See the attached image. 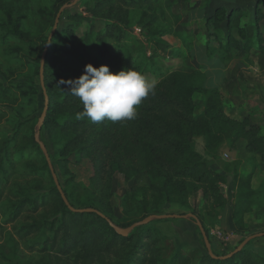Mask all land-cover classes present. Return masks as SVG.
Wrapping results in <instances>:
<instances>
[{
  "label": "trees",
  "instance_id": "trees-1",
  "mask_svg": "<svg viewBox=\"0 0 264 264\" xmlns=\"http://www.w3.org/2000/svg\"><path fill=\"white\" fill-rule=\"evenodd\" d=\"M72 1L58 0L57 4L39 11L38 18L27 26L22 20L6 26V37L18 42L13 45L15 49L12 50L11 61L27 65L30 72L34 70L38 82L32 78L16 85L0 82L3 116L13 130L11 138L0 139V194L6 192L10 195L9 209L12 216H9V222L15 227L14 239L9 237L11 235L7 236L3 248L17 252L21 244L28 252L48 250L51 255L44 264H193V257L181 252H175L168 262L162 263L164 236L144 225H136L123 236L116 232L106 218L95 212L70 210L54 182L44 152L35 141L37 120L24 115L23 111L38 103L39 91L43 94L39 66L48 40L45 30L52 27L60 6ZM161 1H77L81 3L82 10L68 14V23L63 29L71 45V49L65 52L66 59L60 62L50 58L55 36L51 37L45 55L43 81L48 108L39 135L41 138L42 131L46 130L49 144H44L47 151L51 145L59 155L65 152L80 154L83 151L93 159L102 156L105 163L110 160L109 164L116 161L119 165H133L130 171L137 162L138 167L147 169L153 179L162 175L160 184L152 182L149 186H141L138 194L125 195V205L135 203L134 208L143 213L142 218L159 213L160 205L167 201L186 205L190 196L198 190L203 193L204 206L214 215L219 208L229 203L222 190L227 177L213 166L215 151L224 138L233 139L238 132V125L226 114L225 98L221 91L204 87L205 76L200 68L168 71L154 61V57L160 55L156 48L147 54L150 44L154 43L155 47L159 45V36L177 34L169 24L164 29L153 27L156 17L148 18L150 7ZM212 18L215 23L224 20L227 24L232 22L231 15L222 6L215 10ZM97 20L103 21L104 26L96 30L93 24ZM3 25L0 21L1 28ZM135 28L138 33L134 31ZM237 29V34L246 38L244 28ZM57 32L58 27L55 35ZM143 39L147 40V46ZM248 41L249 38H246ZM134 42H143V46H136ZM110 43H113V48ZM245 47L249 48L248 45ZM161 59L164 60L162 56ZM89 63L94 67L107 65L113 73L133 68L144 75L150 74L157 82L155 95L143 100L134 120H105L99 123L87 118L77 120L76 114L83 110V106L78 98L70 94L69 85L60 84V81L78 78ZM195 93L204 97V114L200 116L194 115ZM26 128H30L29 133H25ZM195 135L205 137L207 156L194 149ZM28 149L34 150L35 154L27 153ZM49 156L54 169L52 156ZM98 166L101 167V164ZM43 171L48 172L50 180L46 190H42L41 184L36 182L42 179ZM27 176L35 179V195L30 191L19 192L21 184L17 178L25 179ZM233 177L236 179V172ZM62 190L71 205L76 207L67 191L64 188ZM254 193L256 191L250 189L248 181L239 178L238 188L233 194V215L236 218L247 209L246 204L250 202L248 196ZM187 214L180 215H185L187 220L195 223ZM135 222L116 225L126 228ZM236 223L242 224L241 218ZM205 232L208 234L207 230ZM144 237L148 242L141 241ZM251 241L224 260L211 257L205 249L200 252L195 264H258L256 255L246 251ZM71 250H75L72 259Z\"/></svg>",
  "mask_w": 264,
  "mask_h": 264
},
{
  "label": "rangeland",
  "instance_id": "rangeland-1",
  "mask_svg": "<svg viewBox=\"0 0 264 264\" xmlns=\"http://www.w3.org/2000/svg\"><path fill=\"white\" fill-rule=\"evenodd\" d=\"M252 1V0H251ZM254 1V0H253ZM58 0H30L28 2H23L22 0H0V21L4 27H0V82L1 83H10L16 85L19 82L27 81L29 78H32L34 82H38V77L36 73L28 70L27 65H20L18 62L11 61L12 50L15 49L13 45L18 42L11 40V38L6 37V26H10L11 24H16L19 20L24 25H29L33 20L38 18L39 11H43L51 4H57ZM169 4V5H166ZM226 4L224 0H162L157 5H152L150 7V12L148 14V18L154 19L153 27L159 28H167L169 24V20L173 22L174 15L170 12L171 10H181V13L185 14L188 8H198L204 12L203 19L201 21L206 23L207 18H211L215 12V10ZM228 6V5H227ZM82 10L81 3L76 2L74 6H70L69 9L64 10L60 16V20L58 23V32L52 35L54 37L55 43L54 47L51 51L50 58L51 60L64 61L66 59L65 52L71 49V45L66 39L63 29L68 23L67 16L70 13L79 12ZM249 13V11H247ZM256 17L251 18L252 22L256 25L249 31V34H253L254 38L260 44L259 47H254V54H259V57L264 61V0L257 1V9H256ZM8 14V15H7ZM208 16V17H207ZM247 17V16H246ZM241 19H245L241 18ZM240 19V21H242ZM177 21V20H176ZM179 21V20H178ZM185 22V21H184ZM178 22L175 23L174 28ZM180 22L178 27V31H182L183 25H186L188 29H194L190 25ZM241 23V22H240ZM198 24V22H197ZM207 24V23H206ZM208 31L210 35H215L213 38L210 37L209 34H205L201 37L200 42L203 43L206 38H211L210 43V51L219 53L221 55H227L226 52L222 50L224 48V44L220 42L223 40L226 33H231L229 24L227 21H222L219 23L209 22ZM215 25V26H214ZM235 28L240 27L239 22L234 24ZM53 26V25H52ZM104 26V22L101 20H97L94 22V29H100ZM52 27L49 26L45 30V35L50 34ZM83 29V28H82ZM259 29L260 31H258ZM134 31L138 33V29L135 28ZM256 31H258L256 33ZM236 34V29L232 31ZM232 34V33H231ZM47 36V37H48ZM207 36V37H206ZM231 36V35H230ZM143 38V36H141ZM213 41V42H212ZM40 42V41H39ZM144 44L147 40L143 39ZM143 42H134L136 46H143ZM244 42L243 40L241 41ZM209 43V42H207ZM221 43V47L219 44ZM218 45V48H217ZM110 46L113 48V43H110ZM147 46V45H146ZM215 46V47H214ZM157 49L159 45L156 46ZM155 47V48H156ZM154 48V49H155ZM235 52L231 51V53L240 55V50L235 48ZM201 48H198V52L200 53ZM149 52H153V49L148 46L147 54ZM209 52V51H208ZM193 60V59H192ZM154 61L159 65H163V60L160 55H156L154 57ZM196 61V59H195ZM36 64V61H34ZM191 63V62H190ZM193 61L191 64H195ZM174 66L172 69L179 68L180 65L171 63ZM191 70L194 68L193 66L189 67ZM188 70V68H186ZM169 71V70H168ZM145 76L149 80H153L150 74H145ZM44 106V96L41 91L38 93V103L34 106H30L23 111V114L26 116H32L35 118V121L41 115ZM3 102L0 101V139L11 138L13 135L12 127L9 126L3 116ZM36 122V123H37ZM30 128L25 129V133H29ZM41 141L43 143L49 144V139L47 138V131L43 130L41 133ZM48 154L52 156V161L54 164L55 174L57 176L58 182L61 188H64L68 195H70V200L76 207H96L101 210L105 215H107L114 224H126L131 221H140L142 220L143 213L135 209V203L129 202L128 205H125V195L127 193H135L138 194V189L141 186H149L152 182L156 184H160L163 176L160 175L157 178H152L151 175L147 172L145 168H139L137 162L135 168L132 169L134 172L130 171L133 165L129 164H117L116 161L113 164H109L110 160L107 163L104 162L102 156H96L93 159L91 156L85 155L82 151L80 154L73 153H63L59 155L55 152L53 146L49 145ZM27 153L35 154L28 149ZM50 157V156H49ZM51 160V159H50ZM101 164V167L98 165ZM135 164V163H134ZM121 168H124L122 170ZM131 172V173H129ZM226 183L222 184V190L227 197L232 193L231 188L227 187L228 182L231 181V178L226 176ZM18 182L21 184V188L19 192L30 191L32 194H36L37 190L34 189V180L27 176L25 179L19 177L17 178ZM38 184H41L42 190H46L48 186H50V180L48 177V172L43 171V177L41 180L36 181ZM25 188V189H24ZM235 193V192H234ZM233 193V194H234ZM10 195L6 192L0 194V264H13L16 262H21L22 264H44L48 262V259L51 254L46 250L44 252L41 251H32L28 252L21 244L19 240V244L21 247H18L17 252H11L9 248H3V243H5V239L9 236L11 239H14V230L15 227L11 222H9L10 215ZM235 197L233 196V199ZM253 201L255 202L254 196H252ZM229 199V197H228ZM235 201V199H234ZM234 204V202L232 203ZM217 212V211H216ZM215 212V213H216ZM181 213H193L196 215L197 219L202 222L205 230L208 231V239L210 242V246L212 250L217 252L220 255L227 254L231 252L236 246L240 243L239 241L244 239L246 236L262 231L260 226H257L254 221H251L248 226H245L243 223H234L231 227L236 228L240 233L236 234L233 229L232 232H228L229 227L225 229L218 228L219 224L215 223V214L211 215L209 213V209L204 206L203 193L201 190L194 192L190 198L188 199V203L186 205H180L179 203L174 202H165L160 205L159 213L155 214H177ZM254 213V212H253ZM20 218L19 220H21ZM145 227L153 229L155 232H158L160 235L164 236L162 241V246L165 247L164 254L161 256L162 263H166L171 259V256L175 252H181L183 254L189 255L193 257L192 263L195 264L198 262L200 258V252L204 251L206 248L204 247V241L200 230L196 223H193L186 219V217H165V218H153L149 222L143 224ZM264 226V225H263ZM215 231H220L219 233H215ZM209 232L213 235L212 238L216 245L214 248L211 245V239L209 238ZM13 236V237H12ZM261 237H256L252 239L249 245L246 247L247 252H251L256 255L257 263L264 264V250L256 251L255 244L262 241ZM142 242H148L146 237L141 238ZM197 249V250H196ZM75 250H71L70 259L73 258ZM72 254V255H71Z\"/></svg>",
  "mask_w": 264,
  "mask_h": 264
},
{
  "label": "crops",
  "instance_id": "crops-1",
  "mask_svg": "<svg viewBox=\"0 0 264 264\" xmlns=\"http://www.w3.org/2000/svg\"><path fill=\"white\" fill-rule=\"evenodd\" d=\"M224 2L226 3L224 6L228 7L227 13L232 18V22L229 24L232 34L227 32L223 40H220L224 44L222 50L227 51V55L214 52L216 51L214 48L213 51H210L211 38L208 39L207 36L203 43L200 42L202 36L209 34L210 24L208 23H215V21L211 17L206 19L207 24L205 22L202 24L204 12H199L202 11V8L198 9L199 7L188 8L185 14H182L181 10H171L170 13L174 15V20L172 22L170 19L169 25L172 30L177 31V34L165 33L159 36V48L156 47V50L164 59L162 61L163 68L166 70L191 71L190 66L200 68L205 76L204 87L206 89L216 88L221 91L225 98L224 110L238 125V132L233 139L224 138L215 151L213 166L231 178L227 187L231 188L230 193H232L228 196L229 203L225 207L219 208L215 213V223L219 224L218 228L229 227L228 232H232L234 229H231L232 225L241 218L245 226L254 221L257 226L262 228L260 230L264 231V61L258 53L254 54L257 51L254 47L260 46L253 36L255 31L253 34H249L253 27L256 29L251 18L252 16L256 17L257 1L224 0ZM244 17V20L241 19ZM184 21L194 29H188L186 25H183L182 29L184 30L178 31L180 22L186 24ZM176 22L178 23L174 28ZM237 22L240 27L244 28L245 36L249 38L248 42H246V38L237 34L238 29L234 27ZM234 29H236V34L232 32ZM215 35L209 34L213 38ZM221 43L219 47H221ZM153 44H150L152 49L155 48V44ZM245 45H248L249 48L247 49ZM234 47L240 50V55L234 53L230 55L231 51L235 52ZM198 48H201L200 53ZM174 61L180 65L179 68L172 69L174 64L171 63ZM193 61L196 62V65L191 64ZM193 100L195 103L194 115H203L204 97L202 94L195 93ZM193 147L197 152L207 156L206 140L203 135L194 136ZM235 172L236 179L233 177ZM241 177L248 181V186L256 193L248 196L250 202L246 204L247 209L236 218L233 215L232 198ZM252 196L256 199L255 202ZM234 230L236 234L240 233L236 228ZM217 232L220 231H215V233ZM209 235L214 248L216 243L212 238L213 235L210 232ZM261 239H264V236H261ZM255 246L256 251L264 250V240L256 243Z\"/></svg>",
  "mask_w": 264,
  "mask_h": 264
},
{
  "label": "clouds",
  "instance_id": "clouds-1",
  "mask_svg": "<svg viewBox=\"0 0 264 264\" xmlns=\"http://www.w3.org/2000/svg\"><path fill=\"white\" fill-rule=\"evenodd\" d=\"M65 83L83 106L76 119L87 118L93 123L134 120L138 106L149 95H155L157 87L155 80H148L133 68L113 73L107 65L94 67L91 63L85 65L84 73L78 78L60 81Z\"/></svg>",
  "mask_w": 264,
  "mask_h": 264
},
{
  "label": "water",
  "instance_id": "water-1",
  "mask_svg": "<svg viewBox=\"0 0 264 264\" xmlns=\"http://www.w3.org/2000/svg\"><path fill=\"white\" fill-rule=\"evenodd\" d=\"M78 0H73L71 3L67 4H63L60 6V8L58 9L56 15H55V18H54V22H53V26H52V29H51V32L48 36V40H47V43H46V46L42 52V55H41V61H40V66H39V77H40V83H41V86H42V90H43V96H44V106H43V110L41 112V115L38 119V122H37V125H38V130L35 132L34 134V138H35V141L39 144L41 150L44 152L45 154V157H46V160L48 162V166L52 172V176H53V179H54V182L56 183V186L61 194V197L64 201V203L68 206V208L72 211H77V212H95L97 214H99L100 216L106 218V220L109 222V224L116 230V232L120 235H123V236H126L128 234L129 231H131L136 225H143L147 222H149L151 219L153 218H165V217H171V216H174V217H180V215H177V214H150L148 216H146L145 218H143L142 220L138 221V222H135L133 224H131L130 226L126 227V228H122L116 224H114L113 222H111V220L106 217L101 211L93 208V207H74L71 205V203L69 202L68 198L66 197V195L64 194L59 182H58V179H57V176L54 172V169H53V166H52V163H51V160H50V157H49V154L47 152V148L45 146V144L41 141L40 139V135H39V128L41 127L42 123H43V120H44V117L46 115V111H47V108H48V96H47V93L45 91V86H44V81H43V71H44V62H45V55L47 53V50H48V46L50 44V40H51V37L52 35L54 34V32L56 31L57 27H58V23H59V20H60V16L62 14V12L66 9V8H69L70 6H73ZM188 216L192 217L194 220H195V223L196 225L198 226L199 230H200V233L202 235V238H203V241H204V245H205V248L208 252V254L213 257V258H217V259H221V260H224V259H228L230 258L231 256H233L235 253H237L239 250H241L250 240L256 238V237H261V236H264V231H259V232H255V233H252L248 236H246L237 246L235 249H233L231 252H229L228 254H225V255H221V256H217L214 254L211 246H210V242H209V239H208V236L205 232V229L201 223L200 220L197 219L196 215L193 214V213H188L187 214ZM182 217H186L185 215H182Z\"/></svg>",
  "mask_w": 264,
  "mask_h": 264
}]
</instances>
